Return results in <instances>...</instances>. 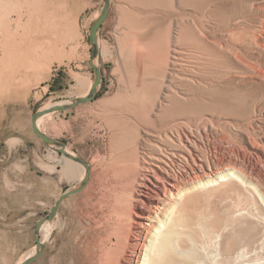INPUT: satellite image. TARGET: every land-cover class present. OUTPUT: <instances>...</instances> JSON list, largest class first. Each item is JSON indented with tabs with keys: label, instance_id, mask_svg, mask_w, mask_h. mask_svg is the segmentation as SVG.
Instances as JSON below:
<instances>
[{
	"label": "rangeland",
	"instance_id": "374dc122",
	"mask_svg": "<svg viewBox=\"0 0 264 264\" xmlns=\"http://www.w3.org/2000/svg\"><path fill=\"white\" fill-rule=\"evenodd\" d=\"M5 1L2 44L30 50L19 56L0 50V264H16L36 246L39 219L80 182L66 157L33 133L31 115L81 96L94 80L89 31L104 0ZM97 37L101 82L94 98L41 123L90 165L89 179L63 201L41 255L30 264H112L122 257L119 249L135 220L125 206L135 190L129 184L150 154L183 147L174 125L205 122L209 126L200 129L207 133L215 127L207 143L202 131L195 136L211 164L220 156L209 146L225 145L230 125L251 124L264 135V76L234 54L257 66L264 61V0H111ZM136 153L139 169L133 167ZM195 192L182 210L196 221L197 241H188L184 228L182 264H264L258 195L229 177ZM218 225L227 229L224 252L213 246L220 242L217 231L208 240Z\"/></svg>",
	"mask_w": 264,
	"mask_h": 264
},
{
	"label": "bare ground",
	"instance_id": "6f19581e",
	"mask_svg": "<svg viewBox=\"0 0 264 264\" xmlns=\"http://www.w3.org/2000/svg\"><path fill=\"white\" fill-rule=\"evenodd\" d=\"M6 7L8 8L6 1L0 0V23L5 21L2 18L5 17ZM98 16L99 14L96 15V17ZM5 36L4 38H7V35ZM233 45H237V43L233 42ZM233 45L232 47L235 49ZM6 49L11 55L18 56L20 54L23 55L24 51L30 52L29 49L26 50L25 47L19 46L14 41H8L6 44H2L1 38L0 50H3V53H5ZM234 54L237 61L245 64H253L256 73L264 76V61L259 60L258 62L261 65L257 66V62L241 59L236 52H234ZM256 78L261 79L260 76ZM92 83L93 80L87 84L81 96L88 93ZM1 84L2 83H0V99L3 100L2 97L5 96V88L1 86ZM13 85L14 88L17 89V83L14 82ZM70 101L71 99L49 104L43 109L57 104H67ZM54 112L45 113L37 120L39 129L45 134L47 131L44 130L41 123L49 119ZM192 126L195 125L186 123L174 125L172 128L177 127L179 131L177 144H182L183 147L174 149L169 155L158 153L157 151L150 154L145 160L146 165L142 169L141 175L130 182V187L135 188V190L130 197V202L126 201L127 204L125 206L127 210H129V217L135 218L133 225L131 223L132 219L128 222V224L133 226V230L131 231V227L126 230L127 235L123 238L124 242L119 249V254H121L122 257H113L110 259V263L182 264L184 255L179 251L178 242H181V234L184 233V228H188L189 230V232H186L188 241H197L194 239V225L196 221H193V215L191 214L189 217L184 218L182 205L186 200L190 202L191 199H193L196 190L202 187H208L218 180L227 177L230 179H238L243 186L252 189L258 195L264 209V135L260 137L251 124L230 125L229 130L231 133L228 136V142L225 145H222V142H213L211 146H209L210 151L215 156H220L219 159H212L211 161L213 164H211L206 156L200 154L199 146H202L199 139L195 137L202 131L200 127L206 128L209 125H205V122H199L198 126ZM202 132L203 135L201 138L207 143L209 141L208 138L216 134V129L212 126L209 133H207L205 129H203ZM237 142H239L240 145H238ZM202 145H204V142ZM155 147L157 146L155 145ZM50 148L58 152L57 149L59 147ZM63 149L65 152L77 156L68 146L66 147V145H64ZM226 149H229L231 152L236 150L237 155L231 152H229V154L225 153ZM241 152L243 154H241ZM221 154H224V156ZM65 157L66 156H64V158ZM66 160L70 168L75 167L78 170L77 174H79L78 177L79 180H81L86 172L85 167L68 157H66ZM135 160L137 163L133 164V167L139 169L140 162L137 153L135 154ZM179 162L185 163V165L173 170V166L176 164L178 165ZM70 168H67V171H71ZM56 222L57 221L52 219V221H46L42 224L40 227V234L42 236L40 240L42 242H44L43 240L55 227ZM218 227L219 225L215 226V229L208 234V240L211 241L213 238L215 240L218 235L216 234V237H214V234L217 231L221 237L220 242L214 241L213 246L219 245L220 249L224 252V250H227V246H225V248L222 247L223 241H221V239L223 236H226L227 229L223 227V229L219 230ZM247 244L249 250L254 246L252 242ZM35 252L36 246L16 264L21 263ZM86 253L88 256L90 255L88 247H86ZM93 254L98 255L96 251H94ZM195 259H199V256Z\"/></svg>",
	"mask_w": 264,
	"mask_h": 264
},
{
	"label": "water",
	"instance_id": "95a60500",
	"mask_svg": "<svg viewBox=\"0 0 264 264\" xmlns=\"http://www.w3.org/2000/svg\"><path fill=\"white\" fill-rule=\"evenodd\" d=\"M110 2H111V0H104L101 12H100L99 16L95 19V21L92 23V25L90 27V31H89V41L91 44L89 65L93 69L94 80H93V83H92L88 93L84 96H79V97L73 98L67 104H57V105H54V106H51V107H48L45 109L38 110L31 115V128H32L33 133L36 134L47 146L59 147L57 149V151L59 153H61L62 155L72 159L75 162L82 164L85 167L86 172H85V175L83 176V178L80 180L79 184L76 185L75 187L63 192L55 200V202L52 205L49 213L46 216H44L43 218L39 219V221L37 222V224L34 228V232H33V237H34L35 245H36V252L32 256L26 258L24 261H22L19 264H30L32 261L36 260L41 255L45 245L40 240V227L46 221H52V219L56 216V213H57L58 209L60 208L61 204L63 203V201L66 198H68L70 195L78 193L88 182L89 173H90V165L81 157L71 155V154L65 152L63 149L64 143L61 141H58V140L46 135L44 132H42L37 125V120L40 116L44 115L45 113L54 112V111H63L65 109L75 107L79 104L89 102L94 98V96L97 92L98 86L100 85V82H101V72H100V69L95 62V60L99 54L97 34L101 28L103 21L106 19L107 15H108L109 8H110Z\"/></svg>",
	"mask_w": 264,
	"mask_h": 264
},
{
	"label": "crops",
	"instance_id": "0c3cea01",
	"mask_svg": "<svg viewBox=\"0 0 264 264\" xmlns=\"http://www.w3.org/2000/svg\"><path fill=\"white\" fill-rule=\"evenodd\" d=\"M1 1H3V0H1ZM2 19H4V18H2Z\"/></svg>",
	"mask_w": 264,
	"mask_h": 264
}]
</instances>
